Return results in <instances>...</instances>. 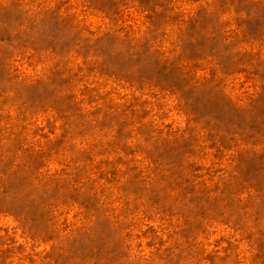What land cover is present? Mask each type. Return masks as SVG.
<instances>
[{
	"label": "rangeland",
	"instance_id": "374dc122",
	"mask_svg": "<svg viewBox=\"0 0 264 264\" xmlns=\"http://www.w3.org/2000/svg\"><path fill=\"white\" fill-rule=\"evenodd\" d=\"M0 264H264V0H0Z\"/></svg>",
	"mask_w": 264,
	"mask_h": 264
}]
</instances>
